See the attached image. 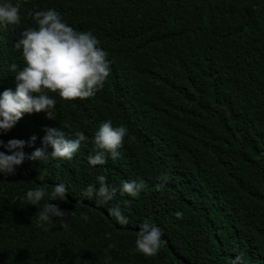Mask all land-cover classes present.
I'll return each instance as SVG.
<instances>
[{
    "label": "trees",
    "instance_id": "1",
    "mask_svg": "<svg viewBox=\"0 0 264 264\" xmlns=\"http://www.w3.org/2000/svg\"><path fill=\"white\" fill-rule=\"evenodd\" d=\"M49 9L100 41L111 72L94 97L50 94L52 119L25 113L0 131V152L25 142L13 150L25 153L15 175L0 174V264H231L238 255L264 264V0H21L20 23L0 27V93L15 91L24 67L15 44L36 27L34 12ZM108 120L128 135L115 162L92 166V138ZM45 128L88 141L45 165L28 159L37 148L51 153ZM99 175L109 187H146L97 206L82 193ZM60 183L66 200L49 203L65 223L48 225L38 218L47 197L38 206L23 198ZM117 205L127 225L109 215ZM143 222L162 231L153 257L135 250Z\"/></svg>",
    "mask_w": 264,
    "mask_h": 264
},
{
    "label": "clouds",
    "instance_id": "2",
    "mask_svg": "<svg viewBox=\"0 0 264 264\" xmlns=\"http://www.w3.org/2000/svg\"><path fill=\"white\" fill-rule=\"evenodd\" d=\"M21 0L15 4L11 2L0 3V27L18 25L20 23ZM33 20L36 27H29L22 32L21 38L15 44L17 50L22 49L24 67L15 74L16 89L0 93V131L10 130L25 113L45 112L49 119L53 118L52 109L56 100L50 94H56L63 102H72L80 99H90L100 91L110 75V62L108 53L100 47V41L90 31H77L69 26L61 15L52 9L35 11ZM13 65V69H15ZM67 126V125H66ZM43 144L50 145L51 153L45 148H37L28 157L30 160H39L45 165L53 160H71L78 152L82 142L86 143L88 137L82 131H76L74 138L56 128H45ZM128 135V129L123 126L114 127L110 120L103 122L95 131L92 138V154L88 163L92 166L105 165L111 158L115 162L120 157L119 149L123 146ZM35 137L32 138L34 142ZM0 146L3 141L0 140ZM22 140H9L7 155L0 152V174L15 175L16 167L25 159ZM99 187L89 185L82 193L88 199L95 196L97 206H103L111 201L117 191L123 196L137 197L146 187L143 180L125 181L119 187H109L106 177L99 175ZM166 177L161 180L166 181ZM48 192L43 187L29 189L23 198L28 205L38 206L47 197L42 210L39 211V220L48 225L65 223L66 213L58 205L49 201L66 200L67 188L63 183L52 186ZM108 213L120 225H127L128 218L122 214L120 206L108 209ZM72 214V213H71ZM177 219L183 218V213H175ZM84 220L87 214H82ZM162 231L155 224L143 222L139 225L135 250L146 257L158 254L162 247ZM231 264H244L242 256H236Z\"/></svg>",
    "mask_w": 264,
    "mask_h": 264
}]
</instances>
